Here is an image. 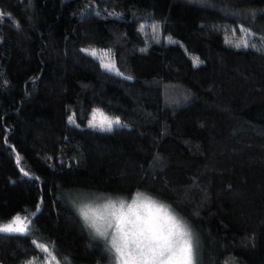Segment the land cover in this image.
Here are the masks:
<instances>
[{
    "label": "trees",
    "instance_id": "16d2710c",
    "mask_svg": "<svg viewBox=\"0 0 264 264\" xmlns=\"http://www.w3.org/2000/svg\"><path fill=\"white\" fill-rule=\"evenodd\" d=\"M0 13V225L31 221L0 233V264H112L64 197L78 189L164 204L195 264H264V0ZM94 110L120 124L91 127Z\"/></svg>",
    "mask_w": 264,
    "mask_h": 264
},
{
    "label": "snow or ice",
    "instance_id": "6c2138e0",
    "mask_svg": "<svg viewBox=\"0 0 264 264\" xmlns=\"http://www.w3.org/2000/svg\"><path fill=\"white\" fill-rule=\"evenodd\" d=\"M196 63H199L198 59ZM114 123L119 124V121L104 117L99 124L93 122L90 126L110 132ZM104 207L115 210L112 215L118 237L113 235L112 247L119 257L124 258V264H195L192 234L167 206L157 204L144 193L137 192L127 211H124L125 201L122 199H109ZM138 208H145L147 212L141 213ZM79 211L89 227L107 238L108 228L113 226L111 220L108 221V228L102 231L97 224L100 217L96 216V210L91 205H84ZM30 223L27 217L17 215L9 223L0 225V233L23 234L28 231Z\"/></svg>",
    "mask_w": 264,
    "mask_h": 264
},
{
    "label": "rangeland",
    "instance_id": "374dc122",
    "mask_svg": "<svg viewBox=\"0 0 264 264\" xmlns=\"http://www.w3.org/2000/svg\"><path fill=\"white\" fill-rule=\"evenodd\" d=\"M94 111H95V116H94L95 117V121H93V122H95L96 124H99L104 117H107V116H105L103 114L101 115V113H99L97 110H94ZM107 118H108V120H111V121L118 120V119L113 118V117H107ZM93 122H90L89 124H91ZM119 124H120V122H119ZM113 125H115V123ZM135 194H134V196H135ZM145 195H147V194H145ZM134 196L131 197L130 199H126L124 197L122 198V197L113 196V195L112 196L99 195V194H96L94 192H90L89 190H81V189H78V190H68L67 193L64 194V197L67 198V202L69 203V205H71V208H73L74 210H76L78 216H80V218L83 220V222H84L87 230H89L90 234H92V236L94 238H98L100 240H104L105 241V243L107 244V247L109 248V250L113 254V261H112L113 263L112 264H124V258L119 257V254L116 253L115 252V249L112 247V238H113V235H117V237H118V234L115 231V223H116V221H115L114 216L112 215V213L115 210L112 209V208H107L106 209L104 207V205L108 202L109 199H111L113 201H118V200H121L122 199V200L125 201L124 211H127L128 210V205L131 204ZM148 197H150V196H148ZM151 199L154 200L153 198H151ZM157 204H161V203L157 202ZM84 205H91L92 208L96 210V216L100 217V219L97 220V224L99 226H101V230L102 231L105 228H108V221L109 220L112 221L113 226L111 228H108L107 238H105V236L99 235L96 232L95 228H91V227H89L85 223V221L82 218V216L80 214V211H79V209L81 207H83ZM162 205H164V204H162ZM117 207H119V204H117ZM168 210L172 213L171 209L168 208ZM138 211H140L141 213H146L147 212V209H145V208H138ZM174 216L177 217L176 215H174ZM177 219H179L187 227V229L192 234V238L194 239L193 233H192L189 225H187L186 223H184L180 218L177 217Z\"/></svg>",
    "mask_w": 264,
    "mask_h": 264
}]
</instances>
